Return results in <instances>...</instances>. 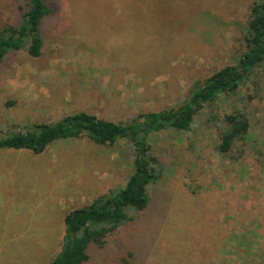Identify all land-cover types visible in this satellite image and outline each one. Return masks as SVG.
<instances>
[{"label": "rangeland", "instance_id": "374dc122", "mask_svg": "<svg viewBox=\"0 0 264 264\" xmlns=\"http://www.w3.org/2000/svg\"><path fill=\"white\" fill-rule=\"evenodd\" d=\"M27 2L0 0V30L19 23ZM48 2L55 15L42 24V55L11 52L0 65L1 136L82 111L126 124L179 107L238 63L252 8L264 0ZM237 111L249 132L221 155L225 116ZM147 140L161 172L151 202L85 264H264V63L235 94L204 105L188 132ZM133 159L126 141L101 146L87 137L41 155L2 151V264H27L29 253L34 264H50L63 247L66 215L123 188Z\"/></svg>", "mask_w": 264, "mask_h": 264}, {"label": "trees", "instance_id": "16d2710c", "mask_svg": "<svg viewBox=\"0 0 264 264\" xmlns=\"http://www.w3.org/2000/svg\"><path fill=\"white\" fill-rule=\"evenodd\" d=\"M55 15L48 0H28L27 10L18 24L0 30V65L11 52L26 49L33 58L42 55L43 21ZM246 51L235 65H229L191 90L187 100L177 108L142 114L122 124L82 111L65 116L54 123L25 127L0 135V153L4 150H27L43 154L50 146L87 137L101 146H114L120 141L131 145L134 153L133 172L118 191L97 197L90 205L69 212L64 223L66 233L61 253L50 264H85L91 249H104L120 227L134 222L130 213L145 211L150 202L149 188L161 177L157 158L151 152L148 136L172 129L188 132L195 116L204 105L217 102L221 96L235 94L246 85L253 71L264 63V2L255 4L248 21ZM226 128L221 135L218 152L228 155L234 145L249 132V121L237 111L225 116ZM133 253L128 254V258ZM125 264H129L127 259Z\"/></svg>", "mask_w": 264, "mask_h": 264}, {"label": "crops", "instance_id": "0c3cea01", "mask_svg": "<svg viewBox=\"0 0 264 264\" xmlns=\"http://www.w3.org/2000/svg\"><path fill=\"white\" fill-rule=\"evenodd\" d=\"M34 243H36L35 241H31L30 242V245H29V249H34L35 248V246H37V244H34ZM39 245V244H38ZM41 247V246H40ZM24 250V248H21L20 249V252H22ZM25 251V250H24ZM23 251V253H22V256H24L25 254H26V251L24 252ZM16 253H18V250H16L15 251ZM26 256H27V264H34V262H33V254H31V253H29V256H28V254H26ZM4 261H2V259H0V264H2ZM16 263H17V261H16ZM37 263V262H36ZM35 263V264H36ZM17 264H24V263H17Z\"/></svg>", "mask_w": 264, "mask_h": 264}]
</instances>
